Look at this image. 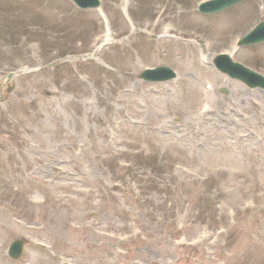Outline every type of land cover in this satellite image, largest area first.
<instances>
[{
    "label": "rangeland",
    "instance_id": "374dc122",
    "mask_svg": "<svg viewBox=\"0 0 264 264\" xmlns=\"http://www.w3.org/2000/svg\"><path fill=\"white\" fill-rule=\"evenodd\" d=\"M199 1L0 0V264H264V90L212 64L264 76V0Z\"/></svg>",
    "mask_w": 264,
    "mask_h": 264
},
{
    "label": "water",
    "instance_id": "95a60500",
    "mask_svg": "<svg viewBox=\"0 0 264 264\" xmlns=\"http://www.w3.org/2000/svg\"><path fill=\"white\" fill-rule=\"evenodd\" d=\"M79 8H94L99 6L98 0H72ZM240 1L245 0H207L200 3L198 10L202 13H215L228 8ZM264 41V20L258 22L246 35L238 42L239 46H248ZM215 67L227 74L233 79L240 80L249 88H260L264 90V76L254 72L244 65L232 61L226 54H218L213 59ZM175 73L166 66L156 67L154 69H145L139 75L140 78L146 81H164L171 79ZM23 241L14 240L10 243L7 254L13 259L21 256L23 250Z\"/></svg>",
    "mask_w": 264,
    "mask_h": 264
},
{
    "label": "bare ground",
    "instance_id": "6f19581e",
    "mask_svg": "<svg viewBox=\"0 0 264 264\" xmlns=\"http://www.w3.org/2000/svg\"><path fill=\"white\" fill-rule=\"evenodd\" d=\"M109 34H110V33H109V31H108V28H107V31H106V34H105V40H109V37H110Z\"/></svg>",
    "mask_w": 264,
    "mask_h": 264
}]
</instances>
